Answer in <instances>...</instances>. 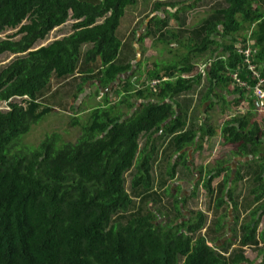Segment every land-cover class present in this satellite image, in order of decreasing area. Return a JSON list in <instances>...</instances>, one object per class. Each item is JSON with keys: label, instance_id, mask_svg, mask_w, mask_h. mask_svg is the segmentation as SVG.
Segmentation results:
<instances>
[{"label": "trees", "instance_id": "trees-1", "mask_svg": "<svg viewBox=\"0 0 264 264\" xmlns=\"http://www.w3.org/2000/svg\"><path fill=\"white\" fill-rule=\"evenodd\" d=\"M145 1L0 0V36L17 31L0 41V56H21L0 73V102L10 108L0 110V264H264L263 250L259 263L251 262L244 253L264 244V229L259 231L264 218V141L262 129L254 121L259 104L251 91L234 85L231 78L238 72L242 81L256 85L238 48L256 51L253 64L264 74V0H226L225 8L196 28L201 35L190 39V46L182 44L177 34L168 33L172 40L161 42L170 45L177 41L187 53L171 65L160 68L156 64L148 71L151 82L160 81L156 87L149 82L137 88L132 78L120 82L133 71V65L120 60L123 42L119 32L127 9ZM164 1L156 3L155 11L177 7ZM167 14L178 17L179 10ZM70 20L75 22L70 36L35 49ZM152 20L157 29L166 22L162 17ZM201 56L211 60L203 64L205 72L196 73L195 59ZM75 77L80 78V94L89 82L98 85L99 93L115 86V101L104 96L90 111L75 143H64L54 133L38 146L24 145L22 139L52 113V107L41 103L51 84L55 79ZM205 79L209 87L201 104L210 102L209 111L223 105L224 115L231 104L247 105L245 113L230 116L221 134L225 143L236 146V157L259 162L251 191L255 209L242 222L241 234L234 241L240 251L229 258L233 242L211 247L203 236L208 217L202 211L180 223H160L149 207L158 202L152 197L145 203L147 210L126 222L115 221L135 208L126 188L128 172L135 170L131 189L153 190L158 142H172L176 160L170 163L167 175L174 180L179 165L193 170L187 163L188 149L201 152L215 137L208 118L196 129L190 128L184 106L177 100ZM15 97L28 100L20 106L12 103ZM142 138L146 139L144 146ZM216 165L207 167L201 185L215 196L213 183L226 173L218 185L216 208L229 205L238 211L234 189L243 180L242 170H237L232 181V169L222 161ZM166 192L175 198L174 191ZM187 199H175L178 217L183 215ZM224 218L214 224L216 235L226 229Z\"/></svg>", "mask_w": 264, "mask_h": 264}, {"label": "rangeland", "instance_id": "rangeland-1", "mask_svg": "<svg viewBox=\"0 0 264 264\" xmlns=\"http://www.w3.org/2000/svg\"><path fill=\"white\" fill-rule=\"evenodd\" d=\"M158 1L160 0L139 2L138 5L127 9L128 13L123 20L119 32V37L123 41L121 61L123 63H132L133 71L128 74V78H137L133 80L137 88H141L142 85L150 81L147 73L153 70L156 64H159L161 67L170 65L180 60L181 56L187 53L186 48L177 41H173L170 45H167L161 42V40L170 42L172 38L169 34L175 33L182 44L186 47L190 46V39L196 40L195 36L201 35L200 30L196 31V28L199 27L202 21L227 6L226 0H166L163 2L164 4H174L177 7L164 6L157 12L155 11V7ZM182 7H188V9H182ZM178 10V17L167 14V12H170L174 15ZM154 17H162L163 20H166L160 29L155 28L154 23H152ZM150 23H152L153 27L149 26ZM74 24L75 22L70 20L63 27L53 31L45 41L36 45V50L70 36L73 33ZM16 33V30L5 32L0 36V41L6 40ZM143 39L145 40L140 42ZM169 50H172V54L169 53ZM19 57L21 56L11 54L0 56V73ZM209 60L211 59L202 56L196 58L195 62L198 66L195 68V72H205L206 66L203 64L208 63ZM55 80L41 101L43 105L52 107V113L43 118L40 124L35 126L33 131L22 139L21 142L24 145L38 146L48 135L54 133L59 134L64 143H75L87 123L90 111L103 101L105 95H109L112 102L116 99L113 93L114 88H116L115 86L109 91L99 93V88L95 82H89L84 87L87 93L84 91L83 94H80L77 89L80 84L79 77L66 81ZM208 87L209 85L205 79L202 85L192 93L177 98L184 106L183 108L186 112L190 128L192 126V128L196 129L204 118H208L211 120V124L216 131L215 137L206 142L201 152H196V148L188 149L190 156L187 159V163L194 172L201 171V167L211 169L218 161L225 162L230 168L234 166L235 176L237 170L241 169L243 180L234 189V201L238 203V211H235L229 205H224L219 210L216 208L220 191V186L218 185L220 183L222 185V180L225 178L226 173L213 183L215 196L208 194L201 185L206 175L205 173L194 174L182 165H179L176 178L171 180L167 175V171L170 163L176 160V158L173 154L174 148L171 140L165 139L158 142L157 154L153 165L155 181L153 190L148 193L142 189L137 191L131 189L135 170L128 172L125 176L126 188L136 203L135 208L130 213L125 214V216L116 217L115 221L126 222L132 217L137 216L139 212L147 210L148 207H146L145 203L152 197L156 198L158 202L150 203L149 207L158 214L160 223H171L176 220L180 223L183 218H190L192 213L202 211L208 217V225L202 233L203 236L207 237L211 247H224L226 243L233 242L230 246L232 248L229 249V254L226 256L229 258L232 254L240 251L237 241H234L235 239L238 240L241 234L242 222L249 219L250 211L255 209L251 191L255 187L253 181L259 165L253 161L254 158L246 157L239 159L236 157L233 153L236 146L225 143L221 134V128L230 119V116L235 112L239 114L245 113L247 105L245 104L240 108L238 107L239 105H232L224 115L218 107L209 111L211 103L201 104ZM75 94H77V97ZM23 102L20 99L12 101V103L17 104H23ZM0 110L7 112L9 106L4 102H0ZM75 121L79 122V126H74ZM254 121L261 127L263 133L261 139L264 141V107L262 105L257 106V111L254 112ZM145 142L146 139L142 138L141 145L144 146ZM251 161L253 162L249 163ZM192 185L194 189L191 190ZM167 189L174 191L175 198L166 192ZM184 197H188V199L186 200V205L183 204L182 206L183 215L181 218L175 212L174 203L176 198L182 199ZM222 218H224L226 229L222 235H216L212 232V229L214 230L215 222ZM263 229L264 218L259 231L262 232ZM221 239L224 240L221 241ZM262 250L264 251V244H259L247 248L244 253L251 262L259 263L263 259Z\"/></svg>", "mask_w": 264, "mask_h": 264}, {"label": "built area", "instance_id": "built-area-1", "mask_svg": "<svg viewBox=\"0 0 264 264\" xmlns=\"http://www.w3.org/2000/svg\"><path fill=\"white\" fill-rule=\"evenodd\" d=\"M252 45L253 42H250V46ZM238 53L244 57L245 66L251 73V76L253 80H255L256 85L252 87L248 83L242 81L238 72H234L233 74H231L234 85H237L242 89L251 91L253 93V96L257 99L258 104L264 107V74L259 67L253 64V58L256 55V51L252 50L251 48H238ZM158 84H160V81L158 80L152 82L153 87H156Z\"/></svg>", "mask_w": 264, "mask_h": 264}, {"label": "crops", "instance_id": "crops-1", "mask_svg": "<svg viewBox=\"0 0 264 264\" xmlns=\"http://www.w3.org/2000/svg\"><path fill=\"white\" fill-rule=\"evenodd\" d=\"M58 29H59V28H58ZM58 29H57V30H58ZM54 31H55V30H54ZM122 42H123V41H122ZM35 49H36V48H35ZM121 52H122V51H121ZM120 60H121V55H120ZM172 64H173V63H172ZM170 65H171V64H170ZM164 66H168V65H164ZM164 66H163V67H164ZM160 68H162V67L160 66ZM141 76H142V75H141ZM128 79H130V78H128V75H126V76H124V77L121 78V81H120V82H122V81H128ZM134 79H137V78H133L131 81L133 82ZM153 81H154V80H153ZM153 81H152V82H153ZM149 82H151V81H148V83H149ZM118 83H119V82H118ZM150 85L152 86V83H151ZM96 86L98 87V85H96ZM98 90H99V89H98ZM94 97H95V96H94ZM230 101L232 102V99H230ZM208 103H210V102H208ZM208 103H206V104H208ZM232 103H233V102H232ZM232 105H234V104L229 105L228 108H230ZM216 108H217V107H216ZM222 108H223V105L220 106V107H218L219 110H223ZM228 108H226V110H227ZM247 108H248V107H247ZM226 113H227V112H226ZM238 114H239V113H238ZM239 159H241V158H239ZM257 163L259 164V162H257Z\"/></svg>", "mask_w": 264, "mask_h": 264}, {"label": "flooded vegetation", "instance_id": "flooded-vegetation-1", "mask_svg": "<svg viewBox=\"0 0 264 264\" xmlns=\"http://www.w3.org/2000/svg\"><path fill=\"white\" fill-rule=\"evenodd\" d=\"M217 166H218V165H215V166H213V168H216ZM227 166H228V165H226L225 167H226V168H230L229 166H228V167H227ZM231 167H232V168H230V169H232V173H234V176H235V169H233L234 166H231ZM206 170H207V168H206L205 170H203V171L201 170V171H195V172H194V171H191V172L194 173V174H201V172L206 174ZM234 176H232V181H233V179H234ZM192 189H194V186H193V185L191 186V190H192ZM187 198H188V197H187Z\"/></svg>", "mask_w": 264, "mask_h": 264}, {"label": "clouds", "instance_id": "clouds-1", "mask_svg": "<svg viewBox=\"0 0 264 264\" xmlns=\"http://www.w3.org/2000/svg\"><path fill=\"white\" fill-rule=\"evenodd\" d=\"M155 81V80H154ZM152 83V82H151ZM15 99H20V100H23V101H26V100H28V98L27 97H15L12 101H14ZM24 103V102H23ZM20 106L22 105V104H19ZM8 111H10V108H9V110Z\"/></svg>", "mask_w": 264, "mask_h": 264}]
</instances>
